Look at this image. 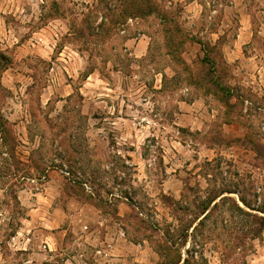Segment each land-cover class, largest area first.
I'll return each mask as SVG.
<instances>
[{
  "label": "rangeland",
  "instance_id": "1",
  "mask_svg": "<svg viewBox=\"0 0 264 264\" xmlns=\"http://www.w3.org/2000/svg\"><path fill=\"white\" fill-rule=\"evenodd\" d=\"M150 1L0 0V264H264L229 201L194 245L223 189L264 216V0Z\"/></svg>",
  "mask_w": 264,
  "mask_h": 264
},
{
  "label": "trees",
  "instance_id": "2",
  "mask_svg": "<svg viewBox=\"0 0 264 264\" xmlns=\"http://www.w3.org/2000/svg\"><path fill=\"white\" fill-rule=\"evenodd\" d=\"M127 3H128V6H130L131 11L141 10L140 12H143L145 15H148L151 12H154L152 9L153 5H152L150 0H127ZM178 35L180 37H182V35H180V34H178ZM170 36L172 39L171 42L173 43L174 42L173 34H171ZM202 47H203L204 52H205L203 60H212V58L209 56V53H208L210 46L202 43ZM0 57H1V59H3V55H0ZM92 72H93V70L92 71L88 70L86 73V77L89 76ZM233 95L234 94L232 92H229L227 94L228 100ZM0 139H1V141H4L6 144L9 145L8 149H9L10 156L11 157L15 156L16 146H17L16 138L14 136L13 130L9 126L8 121L6 119H4L2 114H0ZM12 192H14V189H12ZM225 192L231 193V192H235V191L233 189H223V191H221L218 195H214L208 201L209 203L204 206L202 216L198 217L194 221V222H197L196 225L194 226V230L196 231V235L194 236V240H195L194 245L199 244L198 241L196 240V237L198 235L197 233L198 232L201 233L199 230L203 229V226L206 224V220L209 218V216H211L213 214V211L219 206V203L225 202V201L230 202V206H229L230 208L229 209L236 210L238 213L245 215L247 217H250L248 222H250L251 225H249L247 227V230H250V232L254 238H260L261 237L263 229H264V216H261L257 213H251L250 211L245 209L243 206H241V204L238 202L237 199L230 197L228 195H224ZM217 198L219 199V201H217L213 205H211L214 201H216ZM239 198L245 205H247L248 207H251L244 196L239 195ZM251 208H253V207H251ZM235 223L236 222L233 219H228L224 223V228L231 227L232 225H235ZM246 225H248L247 222H246ZM188 230L189 229L186 228L185 232L181 235V240L183 241V243L188 240L187 239L188 238ZM158 250H162L163 252L167 251V250H172L173 252L176 251V250H174V248L171 247V245L169 244V242L167 240H165L161 244H158ZM187 252H188V249H187ZM174 253H176V252H174ZM189 263H190L189 258L188 257L183 258L182 253L179 251V253L177 252V254L174 255L173 262L171 264H189Z\"/></svg>",
  "mask_w": 264,
  "mask_h": 264
},
{
  "label": "crops",
  "instance_id": "3",
  "mask_svg": "<svg viewBox=\"0 0 264 264\" xmlns=\"http://www.w3.org/2000/svg\"><path fill=\"white\" fill-rule=\"evenodd\" d=\"M262 28V27H261ZM240 33L238 34V37H242V44H245L251 37V35L249 36V29H248V26L247 24H245L244 26H241L240 27ZM252 31V30H250ZM261 33L263 31H260ZM244 59H243V64L244 66H248V59L250 58H255L254 59V63L256 64V70L254 71L255 72V78L256 80L254 81L257 85L256 89H257V92L258 94L261 95V97H264V59H262V57H260L259 55L257 54H252V55H249V54H244L243 55ZM248 67L245 69V71H248ZM18 237V236H17Z\"/></svg>",
  "mask_w": 264,
  "mask_h": 264
},
{
  "label": "built area",
  "instance_id": "4",
  "mask_svg": "<svg viewBox=\"0 0 264 264\" xmlns=\"http://www.w3.org/2000/svg\"><path fill=\"white\" fill-rule=\"evenodd\" d=\"M249 102V100H246V103H248ZM85 186L87 187V188H90L87 184H85ZM46 246V245H45ZM30 262V261H29Z\"/></svg>",
  "mask_w": 264,
  "mask_h": 264
}]
</instances>
